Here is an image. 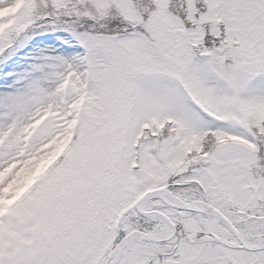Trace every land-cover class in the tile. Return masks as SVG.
Wrapping results in <instances>:
<instances>
[{
    "label": "snow or ice",
    "instance_id": "snow-or-ice-1",
    "mask_svg": "<svg viewBox=\"0 0 264 264\" xmlns=\"http://www.w3.org/2000/svg\"><path fill=\"white\" fill-rule=\"evenodd\" d=\"M29 52L0 264H264V0H0V64Z\"/></svg>",
    "mask_w": 264,
    "mask_h": 264
},
{
    "label": "rangeland",
    "instance_id": "rangeland-1",
    "mask_svg": "<svg viewBox=\"0 0 264 264\" xmlns=\"http://www.w3.org/2000/svg\"><path fill=\"white\" fill-rule=\"evenodd\" d=\"M44 34L55 35L56 33L49 32ZM31 58H32V52H29L28 54L21 53L17 58L15 65H13L11 68H9L6 64H0V79H7L5 74L9 70L16 73L22 71L28 65V62L30 61Z\"/></svg>",
    "mask_w": 264,
    "mask_h": 264
}]
</instances>
